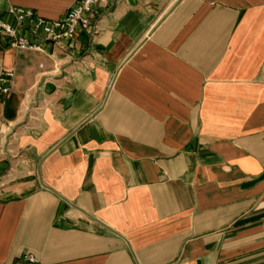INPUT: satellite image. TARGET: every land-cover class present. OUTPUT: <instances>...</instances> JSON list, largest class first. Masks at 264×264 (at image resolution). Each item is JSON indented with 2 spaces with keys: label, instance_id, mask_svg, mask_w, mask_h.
<instances>
[{
  "label": "crops",
  "instance_id": "obj_1",
  "mask_svg": "<svg viewBox=\"0 0 264 264\" xmlns=\"http://www.w3.org/2000/svg\"><path fill=\"white\" fill-rule=\"evenodd\" d=\"M95 22L44 52L0 36V264H264V0H108Z\"/></svg>",
  "mask_w": 264,
  "mask_h": 264
},
{
  "label": "built area",
  "instance_id": "obj_2",
  "mask_svg": "<svg viewBox=\"0 0 264 264\" xmlns=\"http://www.w3.org/2000/svg\"><path fill=\"white\" fill-rule=\"evenodd\" d=\"M108 0H76L63 17L55 20L40 16L29 8L10 6L5 11L14 22L0 14V36L10 49L21 52H44V43L64 45L74 41L81 32L96 31V16ZM40 41V42H39ZM15 72L7 70L0 74V98L12 91ZM34 254L28 253L17 264H37Z\"/></svg>",
  "mask_w": 264,
  "mask_h": 264
}]
</instances>
